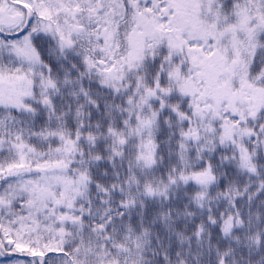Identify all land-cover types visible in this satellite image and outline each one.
I'll return each instance as SVG.
<instances>
[{
  "label": "snow or ice",
  "instance_id": "obj_1",
  "mask_svg": "<svg viewBox=\"0 0 264 264\" xmlns=\"http://www.w3.org/2000/svg\"><path fill=\"white\" fill-rule=\"evenodd\" d=\"M0 264H264V0H0Z\"/></svg>",
  "mask_w": 264,
  "mask_h": 264
}]
</instances>
